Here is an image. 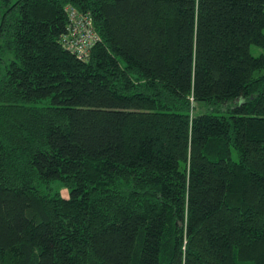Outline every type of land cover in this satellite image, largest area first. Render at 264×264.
<instances>
[{"label":"trees","instance_id":"trees-1","mask_svg":"<svg viewBox=\"0 0 264 264\" xmlns=\"http://www.w3.org/2000/svg\"><path fill=\"white\" fill-rule=\"evenodd\" d=\"M251 45L264 0H0V264H264Z\"/></svg>","mask_w":264,"mask_h":264},{"label":"built area","instance_id":"built-area-1","mask_svg":"<svg viewBox=\"0 0 264 264\" xmlns=\"http://www.w3.org/2000/svg\"><path fill=\"white\" fill-rule=\"evenodd\" d=\"M68 23L60 41L67 50L78 59H87L92 47L99 41V35L94 28L93 17L88 12H80L67 6Z\"/></svg>","mask_w":264,"mask_h":264},{"label":"rangeland","instance_id":"rangeland-1","mask_svg":"<svg viewBox=\"0 0 264 264\" xmlns=\"http://www.w3.org/2000/svg\"><path fill=\"white\" fill-rule=\"evenodd\" d=\"M250 51L253 55L264 54V48H258L255 45L250 46ZM52 186L55 191H58L60 193L61 196L63 197L69 196V188L64 186L63 183L60 182L59 180L55 181Z\"/></svg>","mask_w":264,"mask_h":264}]
</instances>
